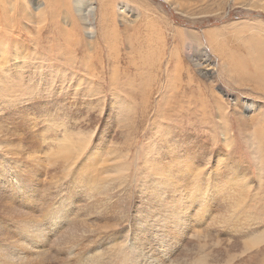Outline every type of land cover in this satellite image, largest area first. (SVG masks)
I'll list each match as a JSON object with an SVG mask.
<instances>
[{
  "label": "bare ground",
  "instance_id": "1",
  "mask_svg": "<svg viewBox=\"0 0 264 264\" xmlns=\"http://www.w3.org/2000/svg\"><path fill=\"white\" fill-rule=\"evenodd\" d=\"M121 1L123 6L118 7L117 4L115 7L116 17H119L120 21L124 19L125 11L130 9L126 0ZM97 2L99 8L104 9L112 7L114 3L109 0H97ZM174 2L182 8L186 7L182 0H174ZM32 3L34 6L31 9L25 0H0V264H111L114 257L123 254V251L116 249L117 247L130 248L131 256H135V259H131L130 255L124 254L122 264H130V260L136 264H164L165 260L170 261L167 264H211L210 243L214 240V244L219 245L221 239L212 237L208 228L224 224L228 225L225 228L238 231L237 215L235 219L233 217L236 214L235 210L240 206L241 198L239 197L243 194L239 192V185L250 180L245 173L240 172L241 167L231 161L236 143L239 142L240 134L238 133H245L244 140L247 136L253 146L257 145L261 154L264 152V126L263 121H260L258 117L260 109L256 111L259 102L251 99L252 101L248 103V100L241 96L224 101L220 95H215V101L212 100L213 97L210 98L211 103H198L197 110H193L190 106L192 102L184 105H188L187 109H180V102L186 98L185 91L192 87V78L188 75L189 79L186 83H181L180 80L184 88L180 87V83L174 85L177 78L181 77L183 69H180L177 64L170 66L169 62L166 63L168 68L166 82L162 84L161 91L155 95L157 96L154 100L156 107L152 109L154 115L152 114L150 123H152L153 132L147 139H143L142 143L140 142L141 153H136L137 156L140 155L141 160L138 169L147 172V176L140 183L142 189L137 192L141 199L148 198V200L146 205L138 206L137 218L133 217L132 223L133 238L131 237L128 242L130 230H125V222L128 221L129 216H125L123 210L118 212L119 210L113 207L116 203V207H120L121 202L131 203L127 194L129 193L128 184L125 183L128 181L129 168L126 163L128 160L121 158L123 156L119 154L116 140L114 145L106 140L109 136L107 131L110 130V124L103 122V126L98 127V134H94L95 130H93L92 137H95L96 142H90L89 133L84 129H78L75 119L72 126L68 125L59 117L60 114L64 117V113L50 112V108L45 107L47 102L42 103L39 97L30 94L29 90L16 78L20 74L14 70L18 65L27 63L40 71L43 68L42 60L46 59L48 61L47 75L59 76L61 89L69 90L70 87L75 92L82 91L90 96L96 88L98 89V84L103 82H97V78L102 79L96 71L100 62L89 59L94 57L89 46L96 39L94 35L96 31L94 32L91 26L92 21L87 22L89 25L85 29L90 33L87 35L80 27V20L75 19L74 14L71 13L75 11L71 2L61 1V4L57 0H37ZM69 4L73 7L72 11ZM59 5L64 8L63 13H66L63 18L56 14L58 10L55 6ZM149 6L145 4L132 8L133 11H131L136 16L135 20L144 15L149 25H158L159 17L156 14L159 13L154 10L149 13ZM87 8L89 12L97 14L98 8L93 2L90 1ZM78 9L77 12H79ZM106 12L100 13V19L108 18ZM160 15L164 17L161 13ZM59 18L63 19V24L68 25L59 31L68 46L66 48L53 46L50 39H56L57 22L61 20ZM162 22L169 24L166 18ZM32 23H35L34 28L30 26ZM19 25L33 38L31 46L17 42ZM169 25L168 28H174L171 24ZM116 29V26H113L112 33L118 37ZM174 29L183 35L186 31L176 27ZM146 31L147 33L144 32L142 37L141 35L138 38L134 35L131 37V35V38H126L128 54L131 55L135 51L132 40L144 39L150 42L158 39L156 37L158 32L150 31L149 27ZM238 31L234 32V36ZM43 32L47 34L43 36ZM241 35L243 34L240 33L238 37ZM42 39L48 45L43 44ZM244 40L247 41L245 56L240 59L235 53L238 55L235 56L237 60L233 57L225 61L222 57L221 62L228 65L225 73L229 79L235 76L238 80H246L253 86L251 88L253 91L255 90L259 96H264L263 40L253 35L252 37L246 35ZM75 47L80 51L74 49ZM112 49L115 51L114 47ZM136 50L141 64H147L148 54L154 53L152 45L146 46L148 52L146 55L142 54L141 47ZM224 53L226 56L221 55L225 57L232 55L228 52ZM118 63L109 65L111 73L108 80L112 93L111 107L122 111L127 101L116 92V81L121 80L120 75H117L120 65ZM11 64L13 69L8 67ZM80 69L84 71L83 74L79 73ZM137 70L140 72L142 67ZM180 88L181 97L178 95ZM147 92L149 93L144 99L150 101L154 92ZM25 96L34 98L33 101L31 100L30 107H22L18 104ZM221 100L226 107L219 104ZM210 104H213L217 111H213ZM206 106L210 107L209 114L212 122L205 121ZM103 107L104 105H101V110ZM131 116L132 114L127 115L132 118ZM193 117L202 120L200 123L191 122L189 118L193 119ZM111 118L112 116L109 115L108 120ZM119 118L124 122L125 112ZM189 156L192 157L191 162L188 159ZM196 156L206 157L207 161ZM209 162L210 167L207 168L206 165ZM60 185L64 190L59 188ZM235 189L239 190L234 191ZM233 194L240 196L237 198ZM112 199H116V201L113 200L114 205H111ZM222 209L227 213L221 214ZM245 219L239 218L238 223L242 221V227ZM245 224V229H250ZM115 237L120 241L123 240V244L119 245L120 241L115 243ZM191 237L198 240V248H195L199 250L194 255V259L186 261L185 258L188 255L183 254L185 257L180 260L178 257L180 252L171 258L175 253V246L178 247L177 244H183L181 252L189 250ZM228 240L231 241L227 239V243ZM240 242L242 249L239 250L245 252L252 247H258L264 239L259 236L246 237ZM105 243L110 246L104 247ZM154 249L156 254L152 253ZM226 255L228 253L222 254L224 257Z\"/></svg>",
  "mask_w": 264,
  "mask_h": 264
},
{
  "label": "rangeland",
  "instance_id": "2",
  "mask_svg": "<svg viewBox=\"0 0 264 264\" xmlns=\"http://www.w3.org/2000/svg\"><path fill=\"white\" fill-rule=\"evenodd\" d=\"M25 1L27 2L28 7L32 9V7L34 6L32 2L37 1V0H34V1L25 0ZM57 1L59 3H61V1L63 2L66 1L67 3L71 2L70 3L71 5L73 4L72 5L74 6L73 11L75 10L76 12L74 11V13L73 12L71 13L72 15L74 14L73 17L75 19L80 20V23H81L80 27L83 28V31H85L87 35H90V33L85 29L86 26L89 25V23L87 22H89V20L92 21L91 26H93V31L94 32L96 31L94 34L96 35L95 36L96 39H94L95 42L91 44L92 46L91 45L89 46L90 51L92 50L91 51L93 54L92 56H94L92 58L90 57L89 59H92L94 61L96 60L95 62H100L98 63L99 68L96 71L98 72L97 74L99 76H102V79L97 78V82L98 83H100L101 81L103 82L98 84L99 86L98 89L96 88V90L90 96L89 94L85 95V93L82 91L75 92L70 87H69V90H65V88L61 89L60 77L59 76L53 77L52 75H47L46 68H47L48 61L46 59L42 60L43 68L40 71L32 68L31 65H27V63L24 65H18L17 68L14 70L16 71V73L20 75H17L16 78L24 85L26 89L29 90L30 94L36 97H39L40 98L39 101H41L42 103L47 102L45 104V107L50 108L49 109L50 112L55 113L57 111H60L64 113V117H61V114L59 117L60 119H64L63 121H65V123L72 126V124H74L73 122L75 119V121L77 122L75 123V125L78 127V129L80 128L84 129L85 132L89 133L90 135L89 140L92 143L96 142L95 137L94 138L92 137L93 130H95L94 134H98L97 130L101 126H103L102 125L103 122H107L110 124L111 126L110 130L107 131V135L109 136L106 137V140H108L109 144H112V145H114V140H116L118 142V146L116 145V147H118V149L120 150L119 154L123 156L121 158L123 160L124 159L128 160L126 161V163L128 164V168H129L128 181L125 183L128 184L127 191L129 190V193L127 194H129V198L131 200V203L128 201L121 202L122 205L125 204L124 207L127 206L125 207L126 209L122 205H120V207L118 206L116 207L117 203L114 205L116 199L111 200V205H114L113 206L114 209H116L117 211L119 210L118 212H121V210H123L125 216L127 217L129 216L128 221L125 222L126 224L125 230H130L128 234V242H130L131 237L133 238V233H132L133 224L132 223L134 221V218L135 219L137 218V214H138L137 211L139 210L138 206L146 205L147 204L146 200H148V198L141 199L138 194L140 189H142L140 187L141 185L140 183L143 181L145 176H147V172L141 171L138 169L141 165V160H140V155L137 156L136 153L138 154L141 153L142 150L139 149V146H141L140 142L142 143L143 139H147L150 133L153 132V130H151L152 123L150 122L154 115L153 107H156V103L154 100H156L157 98V96L155 95L159 93V91H161V89L163 88L162 84L166 82V70L168 69L166 68L167 62H169L170 66L173 64H177L180 67V69H183L181 73V77L177 78L174 85L179 84L180 80H181V83L188 82V79H189L188 75H190L192 78V87H189L185 91L184 96L186 98L184 99L183 102H180V107H179L180 109H183V110L187 109L188 105L187 106H184V105H186L187 102H192L190 106L193 107V110H194L198 108L197 107L198 103L199 104H201V102L211 103L212 100L215 101V95L217 96L220 95L224 101L225 100L229 101L230 99L236 96H241V97H245V100H248V103L252 100H256L259 102V105L256 111L260 109V113L258 117L260 121H263V126H264V96H259L255 90L253 91V89H251L253 86L247 83L246 80H243V81L238 80L237 77L235 76H233L232 79H229V77H227L225 73V71L228 69V65L226 63L221 62L222 57L225 58V61H228V58L234 57L237 60V58L241 59V57L245 56V52H246L245 44L247 41H245L244 38L246 35L249 37H252V35L258 36L260 37L261 40H263L262 43L264 44V39H262L264 38V0H182L185 2V5H186L185 8L180 7L178 3L174 2V0H132V1L126 0L127 3L129 4L128 6L130 7V9L129 10L127 9V11H125L126 15L124 19H122L121 21L119 17H116V14H115V7L117 6V4H118V7L123 6L122 5L123 3L121 0H109L111 1V3L112 2L114 3L112 7H108L107 9H104L102 7L99 8L97 0H93V1L92 0H87V1L86 0H83V1L82 0H69V1L68 0H57ZM90 1L93 2L94 6L98 8L97 14L95 15H94L95 12L93 13V12L88 11L87 7H88V4H90ZM76 4L78 5V7ZM145 4L150 5L149 10H148L149 13L152 10L156 12L158 11L157 13L159 14H156L158 15L157 17H159L158 25L157 24H155L154 26L149 25L148 20L146 16L144 15L140 16L137 20H135L136 16L133 15L134 13L132 12L133 11L132 8L143 6ZM71 5H70L71 7L70 11H72V8H73ZM55 8L58 10V13H56L58 14L57 16L63 18L65 16L64 14H66V13H63L65 12L64 8H62V6L60 7V5L57 7L55 6ZM78 8H82V9H78ZM77 9L79 10L80 13L77 12ZM101 12H106L108 14V18L105 20L100 19ZM160 13L167 19L169 24H171L174 28L176 27L177 29H185L186 31L183 32L184 35L180 32H177V30H175L174 28L173 29L171 27L168 28L170 25L169 24L167 25L162 22L163 19L165 18L162 17ZM62 18H59L61 20L60 22H57L58 27L56 29L58 30V33L55 36L56 39H52V38L50 39H51V43L53 44V46H60L62 48H66L68 46L65 43V40L63 41V38L60 36L59 31L60 29H62V27H68V25H65L62 23L63 21ZM84 18H87L88 21L87 19H84ZM82 19H84L85 21ZM243 20L245 21L242 23H234L236 21H243ZM34 25L35 23L30 24L31 28H34ZM113 26H116L117 28L116 36L119 35L118 37H115L112 33ZM147 27L150 28V31L155 30L156 32H158L156 35L158 39H153L150 42L144 39H134L132 40V42L134 43L135 51L131 55L128 54L129 48H128L126 38L130 37L131 35H132L131 37L135 36L138 38L140 35H141L140 37H142L144 35V32L147 33L146 31ZM108 29H111V30L109 31ZM158 29H160L161 31ZM235 31L236 32L238 31V33H236V36H234ZM240 33H242L243 35L238 37ZM46 34H47L46 32H43V36H45ZM160 37L161 39H159ZM42 40H43V44L48 45L47 43H45L44 39ZM17 42L18 43L22 42V44H25L27 46H31L33 42V38L31 37V35L27 34L25 30L22 29L21 25H19V37L17 39ZM80 45L81 46L83 45V41L81 42ZM147 45L153 46L154 53H151L152 55L150 53L148 54L146 50ZM112 46L115 48V51L112 49L113 48ZM140 47L142 48V51H141L142 54L149 55L147 64L146 63L141 64V59L138 55V51L136 50V49H139ZM74 49H78V48L75 47ZM78 50L80 51V49ZM224 52L231 53L232 55L225 57L226 55ZM235 53L238 54L239 56L235 55ZM221 54H224L225 56ZM79 55H82V54L79 53ZM90 56H91V53H90ZM235 56L236 57L238 56V57L236 58ZM59 62L62 63L63 61H59ZM114 63L120 64L119 69L117 71V75L118 76L120 75L121 80L116 81L117 82L116 92H118L127 101V103L123 106L124 107L123 109H125L124 111L123 109L121 111L118 108H116L115 110L111 107L112 93L110 90V82L108 80V76H109V73H111V71L109 72L108 67L109 65L110 66L114 65ZM149 64L151 65L149 66ZM102 65H104V68H102ZM12 66H13L12 64L11 66L8 65L9 68L13 69ZM141 67H142V70L139 72V70L137 69ZM150 67L153 69V71ZM169 68H172V67H169ZM79 71H80L79 73H82V74L84 73L82 69H80ZM181 83H180V87L182 86ZM145 84H147V86ZM184 87L185 86L183 84L181 88H184ZM181 88H180V93L178 94L180 97L182 96ZM122 90L126 91L127 93ZM147 91L154 92L152 93L153 98L148 96L151 98L150 101L148 99L147 101H145L146 99H144L146 97V94L149 93ZM137 93H139V95ZM143 94L145 95L144 97H143ZM178 95H177V98H178ZM191 96L193 97V100ZM25 97H23L25 98V100L22 98V101L21 102L19 101L18 104L22 107H26V106L30 107L32 105V101L34 98L28 97V96H25ZM212 97L214 99H212ZM84 98L86 100H84ZM141 98H143L144 100L142 99L141 101L140 100ZM146 102L147 104H145ZM76 103H77V106H76ZM93 104L95 105V107H91L93 106ZM219 104L226 107V104L222 100L219 102ZM85 105L86 107H84ZM101 105H104L103 107L104 112L103 110H101ZM212 105H211V108H213V111L214 110L217 111V109ZM108 107H111V108H108ZM146 108L149 110V112ZM205 110L207 113L205 121L212 122L211 120L212 118L209 114L210 107L206 106ZM124 112H125V121H124L125 124L119 118L120 115L123 114ZM131 114H132L131 117L133 119L130 117H127V115L130 116ZM109 115L112 116L111 120L110 119L108 120ZM189 119L191 122H194V123H200L202 120V119L199 120L196 117H193V119L192 118H189ZM160 121L161 120L158 118V122ZM238 134H240L238 135L239 142L236 143V147L233 151V155L232 156L231 154L229 155L231 156L232 163H237L242 169L240 172L245 173L246 176L250 178V180L246 183H240L239 192H243L241 196L239 195L240 197L238 196V194H233L235 197L238 196L239 198H241L240 206L238 207V209L239 208L240 209L239 210L237 209L238 211L235 210L236 214L234 213V210H233V213L235 214V217H233L234 219L236 218V215H237L236 225L239 224L238 225L239 228L237 227L238 231L236 230L235 232V229H230V228L227 229L225 227H227L228 225H224V224H221L220 226L219 225L209 226L208 228L211 235H213L212 237L215 236L214 238L216 239L219 238V240L221 239L219 245L214 244V240H212V242L210 243V248L212 246L211 248L212 251H211V256H210L211 264H225V263L226 264H264V242L261 243L258 247H252L246 250L245 252L239 250L242 247V244L240 241H243L244 238L246 237L259 236L264 239V152L261 154L257 145L253 146V143L248 140L247 136L245 138L246 140H244V136L246 135L245 133L241 134L239 132ZM263 146H264V140H263ZM196 157L200 158L199 156H196ZM227 158H225V160ZM188 159L190 162L192 161L191 156H189ZM200 159L201 160L205 159V161H207L206 157L200 158ZM206 167L207 168L210 167V162L207 163ZM60 186L59 188L61 189L62 186L61 187ZM121 189L122 188H120V190ZM239 189H235L234 191H237ZM62 190H64V188H62ZM241 206L243 209L241 208ZM225 207L227 208L226 205ZM226 208L223 207V209H226ZM223 209H222L221 214H226L227 209L226 210H223ZM239 218L241 220L246 218L244 220L245 222L244 221L243 222L244 224L246 223L245 226H247V228L249 227L250 229H245L246 227H244V224L242 227L241 226L242 221L238 223ZM140 219H142L141 215H140ZM241 227L244 230L240 229ZM195 230L197 229L195 228ZM241 230H242V233H241ZM223 239L225 240L223 241ZM227 239H230L231 241L228 240L229 242L227 243L226 242ZM114 240H116L115 243H118L120 241L117 237H115ZM122 244H123V240L119 242V245H122ZM107 245L110 246L109 244L105 243L104 247ZM177 245L179 248L175 246L176 247L175 253L171 256V258L180 252L178 256L180 260H183L185 257L184 255L187 254L188 256L185 258V260L187 261L189 259L190 261L191 259L192 260L194 259V255L199 250L197 249L198 240L195 237L189 238V250L187 252L185 251L181 252L183 249L182 248L183 246L181 245L183 244H177ZM229 247L231 249H229ZM116 249L123 251V254L114 257L112 260L113 263L111 264H122L123 263L122 258L124 257V254L125 256L126 255L131 256L130 248L117 247ZM217 250H220V251H217ZM152 253L156 254L155 249L152 251ZM227 253L228 255H226L225 257L222 256V254L224 255ZM134 257L135 256H131V259H135ZM167 262H170V261L165 260L164 264H167ZM133 263L136 264V262L130 260V264H133Z\"/></svg>",
  "mask_w": 264,
  "mask_h": 264
}]
</instances>
